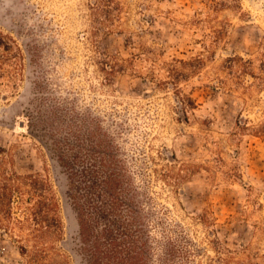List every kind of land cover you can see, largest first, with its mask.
Listing matches in <instances>:
<instances>
[{
  "label": "rangeland",
  "instance_id": "rangeland-1",
  "mask_svg": "<svg viewBox=\"0 0 264 264\" xmlns=\"http://www.w3.org/2000/svg\"><path fill=\"white\" fill-rule=\"evenodd\" d=\"M103 1L0 0V166L49 182L55 260L86 264L41 121L97 119L146 195L150 264H264V140L238 126L264 122V0H113L111 19ZM100 52L118 58L113 76ZM232 57L244 60L234 75ZM171 167L185 178L165 182ZM20 246L0 236V264H28Z\"/></svg>",
  "mask_w": 264,
  "mask_h": 264
},
{
  "label": "trees",
  "instance_id": "trees-1",
  "mask_svg": "<svg viewBox=\"0 0 264 264\" xmlns=\"http://www.w3.org/2000/svg\"><path fill=\"white\" fill-rule=\"evenodd\" d=\"M102 3L96 10L110 19L113 9H121L113 0ZM100 54L103 72L113 76L121 67L118 58ZM243 61L241 57L229 58L223 70L234 75ZM240 73L261 78L245 67ZM173 85L183 108L194 107L193 100L183 95L176 83ZM84 120V127L62 119L56 123L41 121L48 127L50 149L68 179V194L79 224L80 254L86 264H150L152 240L149 214L144 210L146 195L128 164L120 159L123 153L115 139L97 119ZM31 126H36L33 121ZM238 126L242 132L252 131L254 137L264 140V122L254 127L239 122ZM162 176L165 182L172 176L185 178L174 167ZM62 231L60 205L49 182L40 174L22 176L0 166V236L21 243L20 253L28 257V264H62L55 260L58 252L53 244ZM165 249L169 257L174 256L173 245Z\"/></svg>",
  "mask_w": 264,
  "mask_h": 264
}]
</instances>
